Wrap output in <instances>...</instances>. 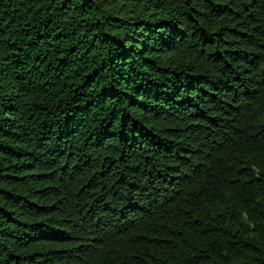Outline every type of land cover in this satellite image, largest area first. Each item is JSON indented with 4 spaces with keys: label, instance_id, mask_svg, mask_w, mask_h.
<instances>
[{
    "label": "trees",
    "instance_id": "obj_1",
    "mask_svg": "<svg viewBox=\"0 0 264 264\" xmlns=\"http://www.w3.org/2000/svg\"><path fill=\"white\" fill-rule=\"evenodd\" d=\"M0 264H264V0H0Z\"/></svg>",
    "mask_w": 264,
    "mask_h": 264
}]
</instances>
